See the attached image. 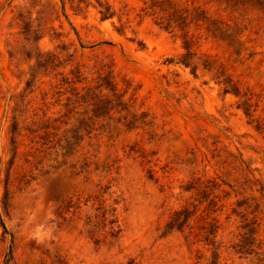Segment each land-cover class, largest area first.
Instances as JSON below:
<instances>
[{
    "label": "rangeland",
    "instance_id": "rangeland-1",
    "mask_svg": "<svg viewBox=\"0 0 264 264\" xmlns=\"http://www.w3.org/2000/svg\"><path fill=\"white\" fill-rule=\"evenodd\" d=\"M148 3L0 0V264H264V0Z\"/></svg>",
    "mask_w": 264,
    "mask_h": 264
},
{
    "label": "trees",
    "instance_id": "trees-1",
    "mask_svg": "<svg viewBox=\"0 0 264 264\" xmlns=\"http://www.w3.org/2000/svg\"><path fill=\"white\" fill-rule=\"evenodd\" d=\"M156 2H157V0H149V3H148L149 5H148L147 7H151V6L156 7V6H157ZM167 7H168V9H169V12H167L166 15L163 14L165 8L158 9V10L160 11V13H161V14L159 15V21H158V22H159V23H162V21L165 20L166 22H165V24H163L164 27H166V26L169 25V24H167V22H169V21H174V20L172 19L173 14H174V15H175V14L177 15V12H179V10H181V7H177V4H175L174 2H169L168 5H167ZM183 10H184V11H187L186 8H184ZM165 11H168V10H165ZM185 15H186V13H185ZM185 15L183 16V18H185ZM178 16H180V15L178 14ZM178 18H180V17H178ZM206 19H208L209 22L212 23L213 25H215L217 22L219 23V21H218L217 19H215V18H209V17H208V18H206ZM206 19H205V21H206ZM218 29H219V28L216 27V26L213 27V30H217V31H218ZM224 29H225V28H224ZM213 35H214V34H213ZM184 48H186V46H185ZM177 63H180V64H182V65H184V66H189V64H190V62L187 63V62L185 61V58H182V59L178 60ZM192 69H193V70L195 69V66H194V65L192 66ZM81 89H83V88H81ZM88 90H89V87H87V88L85 89V91H88ZM102 90H103V89H98V90L96 91V94H95V96H94V100H95V101L93 102V104L96 105V103H101V101H103V100L105 99V94L102 93ZM227 91H228L227 88L224 87V88H223V93H226ZM76 94H78V91L75 92V95H76ZM80 97H82V95H80ZM83 115H84V113H83ZM83 118H84V117H83ZM83 118H82V119H83ZM184 212H185V209H184V208L174 211V212H173V216L171 217V219L169 220V222H168L166 225L168 226L170 223L178 221V219H179L182 215H184ZM110 216L113 217L112 214H110ZM187 218H188L187 216H184V219L182 220V223H184V222L187 220ZM114 221H115V220L111 219V220H108L107 223H109V224H113ZM0 226H1V228H2V233H6V229H5V227H4V225H3V223H2L1 221H0ZM117 231H118V230H115L113 233H115V232H117ZM111 235H112V234H111ZM239 243H242V238H241V240H239ZM241 247H242V246H241ZM239 248H240V246H239ZM10 256H11V254H10V250H8V257H7V259L10 258Z\"/></svg>",
    "mask_w": 264,
    "mask_h": 264
}]
</instances>
